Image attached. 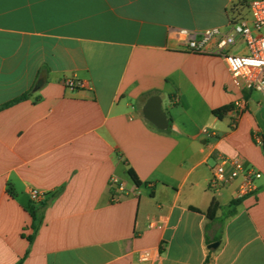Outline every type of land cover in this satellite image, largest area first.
<instances>
[{"label": "crops", "instance_id": "obj_1", "mask_svg": "<svg viewBox=\"0 0 264 264\" xmlns=\"http://www.w3.org/2000/svg\"><path fill=\"white\" fill-rule=\"evenodd\" d=\"M244 3L0 0V106L27 95L0 111V264H264V144L253 138L264 135V97L217 53L232 23L250 20ZM214 27L199 53L175 34ZM233 41L225 52L248 54ZM153 98L164 129L146 118ZM240 98L233 128L232 110L214 111ZM221 155L262 178L235 214L209 219L213 200L238 199L236 183L208 187ZM113 175L127 187L119 202ZM32 189L45 200L33 204Z\"/></svg>", "mask_w": 264, "mask_h": 264}, {"label": "built area", "instance_id": "obj_2", "mask_svg": "<svg viewBox=\"0 0 264 264\" xmlns=\"http://www.w3.org/2000/svg\"><path fill=\"white\" fill-rule=\"evenodd\" d=\"M251 11L250 20L240 19L232 23V30L228 35L222 36L217 45V53L223 58L231 76L240 81L241 84L252 91L260 93L264 97V0H250ZM176 36L185 44L191 52H204L207 42L220 34V29L214 27L201 32L190 29L175 30ZM239 36L243 39L248 54H235L225 52L224 49L229 44H234L233 38ZM64 85L70 90L84 87V82L77 78H67ZM247 100L238 99L233 106L234 117L231 127L235 128L247 110ZM202 132L213 137L215 132L203 129ZM255 143L264 144V135L255 134ZM262 178V173L255 168L245 164L240 157H218L212 167V175L208 183L211 191L218 192L223 187L236 183V195L238 199L254 194L258 189V181ZM110 189L112 200L119 202L127 192L126 183L117 175L110 179ZM30 200L33 204H40L45 200L46 194L37 189L29 191ZM151 227H162L155 222L150 223ZM151 256V251L142 253L141 259L147 261Z\"/></svg>", "mask_w": 264, "mask_h": 264}, {"label": "trees", "instance_id": "obj_3", "mask_svg": "<svg viewBox=\"0 0 264 264\" xmlns=\"http://www.w3.org/2000/svg\"><path fill=\"white\" fill-rule=\"evenodd\" d=\"M27 97V95H22L21 97H19L18 99H15L13 101H10L6 104H3L0 106V111L21 101L24 100ZM233 109V105L230 106H225L222 107L220 109H217L214 111V114L216 116H218L219 118L224 117L229 111H231ZM241 199H236V200H232L226 207L222 206L219 202H217L216 200H213L208 211H207V216L209 219H215L217 212L220 209H226L228 211L227 215H233L236 212V207L240 204ZM34 216V215H33ZM219 239V238H218Z\"/></svg>", "mask_w": 264, "mask_h": 264}, {"label": "water", "instance_id": "obj_4", "mask_svg": "<svg viewBox=\"0 0 264 264\" xmlns=\"http://www.w3.org/2000/svg\"><path fill=\"white\" fill-rule=\"evenodd\" d=\"M42 82L40 81L35 89H38ZM146 118L154 123L157 127L164 129L166 128L168 121L166 119L165 113L160 109L158 99L153 98L151 99L146 108H145ZM220 243L216 242L209 246V248H217Z\"/></svg>", "mask_w": 264, "mask_h": 264}, {"label": "rangeland", "instance_id": "obj_5", "mask_svg": "<svg viewBox=\"0 0 264 264\" xmlns=\"http://www.w3.org/2000/svg\"><path fill=\"white\" fill-rule=\"evenodd\" d=\"M245 3H244V13L246 14L247 18L250 19L251 18V11H250V8H249V2L250 0H244ZM264 31V30H263Z\"/></svg>", "mask_w": 264, "mask_h": 264}]
</instances>
